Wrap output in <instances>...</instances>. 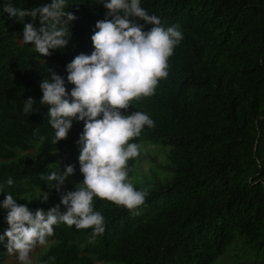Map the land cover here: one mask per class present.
<instances>
[{"label": "trees", "instance_id": "trees-1", "mask_svg": "<svg viewBox=\"0 0 264 264\" xmlns=\"http://www.w3.org/2000/svg\"><path fill=\"white\" fill-rule=\"evenodd\" d=\"M11 2L28 9L51 0ZM99 3L68 0L66 11L75 16L68 45L46 57L21 42V23L0 13V184L32 211L59 204L60 194L40 177L68 164L76 173L83 129L82 121L73 120L66 138L51 143L39 84L55 73L65 78L66 92L73 87L65 66L93 51L90 37L106 13ZM140 5L183 34L168 59L167 77L152 96L130 101L127 109L154 121L133 142L168 148L166 174L156 184H140L134 180L137 157L130 159L129 182L146 191L143 204L129 211L94 197L104 232L93 238L90 229L55 225L39 264H213L235 238L255 248L256 256L264 254V0H140ZM134 22L144 31L151 27ZM29 97L35 103L28 114L21 108ZM9 177L11 186L4 183ZM34 190L38 197L27 198ZM4 216L0 209V234L8 227ZM7 254L0 246V264Z\"/></svg>", "mask_w": 264, "mask_h": 264}, {"label": "clouds", "instance_id": "clouds-1", "mask_svg": "<svg viewBox=\"0 0 264 264\" xmlns=\"http://www.w3.org/2000/svg\"><path fill=\"white\" fill-rule=\"evenodd\" d=\"M99 4L106 13L104 19L96 22L90 37L93 51L76 55L65 66L66 81L73 87L66 92L65 78L55 73L51 74V81L44 79L39 84V104L48 108L52 144L66 138L73 120L83 122L77 140L82 182L70 191H61L75 172L72 164L65 165L63 171L42 174L40 178L47 181L49 189L60 194L59 204L47 211H32L18 204L0 184V193H4L0 209L4 210L8 225L0 234V246L14 255L19 264H32L30 253L48 242L55 225L90 229L93 238L102 234L104 217L94 210V197L134 211L147 195L129 182L128 161L140 153L141 146L133 138L145 127H154V121L145 112L129 113L127 109L130 101L152 96L158 81L167 77L168 59L183 34L176 24L163 26L158 16L141 7L140 0H100ZM67 5L68 0H51L24 9L14 6L11 0H3L0 13L21 23V42L46 57L50 50L68 45V25L75 16L66 11ZM136 19L151 25L150 29L144 31L143 25L134 22ZM34 103L31 97L22 100L21 111L29 114ZM4 183L11 186L13 180L9 177ZM47 198L45 193L41 200Z\"/></svg>", "mask_w": 264, "mask_h": 264}, {"label": "rangeland", "instance_id": "rangeland-1", "mask_svg": "<svg viewBox=\"0 0 264 264\" xmlns=\"http://www.w3.org/2000/svg\"><path fill=\"white\" fill-rule=\"evenodd\" d=\"M140 146V153L137 156L135 165L134 180L138 181L140 184H144L145 182L156 184L155 178L157 179L166 174L164 167L168 164V148L164 149L159 145L153 146L144 142L141 143ZM82 179L83 177L78 169L71 181L67 183L68 186L63 185L62 187H70L73 189L75 184L82 182ZM38 194L39 192L37 190L30 191L27 198H29V195L33 198H37ZM242 242V240L235 238L223 255L217 257L213 264H261L264 259V254L259 253V256H256L255 248L245 246ZM50 245L51 243L34 248L30 253L32 264L40 263L41 256L45 254L46 250H48L47 246ZM3 264H19V262L15 259L14 255L10 256L7 254L6 260ZM95 264L102 263L96 262Z\"/></svg>", "mask_w": 264, "mask_h": 264}]
</instances>
